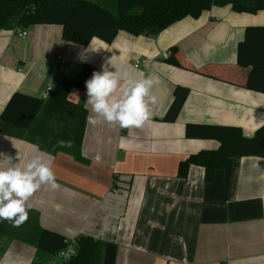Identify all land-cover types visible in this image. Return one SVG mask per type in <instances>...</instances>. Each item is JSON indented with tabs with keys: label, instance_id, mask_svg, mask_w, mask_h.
Instances as JSON below:
<instances>
[{
	"label": "crops",
	"instance_id": "crops-1",
	"mask_svg": "<svg viewBox=\"0 0 264 264\" xmlns=\"http://www.w3.org/2000/svg\"><path fill=\"white\" fill-rule=\"evenodd\" d=\"M248 25H264V10L212 5L156 34L120 30L110 43L66 41L58 23L0 28V112L13 92L42 97L65 71L77 77L70 69L75 64L100 71L111 56L136 78L148 72L159 77L153 88L157 103L141 126H93L86 119L80 160L43 145L42 150L27 133H0V167L9 166L7 156L18 154L23 164L43 154L59 184L55 190L42 185L32 195L27 221L66 240L82 234L114 241L115 264H264V158L229 157L211 183L195 165L186 177L177 175L180 160L219 145L186 137L187 123L234 125L250 136L264 122V67L236 64V46ZM20 30L24 37L15 33ZM170 47L183 67L160 56ZM56 56L65 62L63 72ZM135 60L145 62L135 67ZM176 86L188 94L176 119L167 122L163 116ZM67 97L91 114L86 87L71 88ZM52 138H43L51 149L57 140ZM20 227L0 221V264H49L51 258L40 261L35 246L16 238Z\"/></svg>",
	"mask_w": 264,
	"mask_h": 264
},
{
	"label": "trees",
	"instance_id": "trees-1",
	"mask_svg": "<svg viewBox=\"0 0 264 264\" xmlns=\"http://www.w3.org/2000/svg\"><path fill=\"white\" fill-rule=\"evenodd\" d=\"M212 5H230L236 12L264 10V0H114L112 8L94 0H0V28L58 23L66 41L86 44L92 38H98L110 43L120 30L134 36L142 35L148 29L159 32L185 16L197 18ZM168 50L170 54L164 60L183 67L177 49L170 47ZM236 64L264 67V25L245 27L236 46ZM70 69H76L78 76H70V71H65L45 99L21 91L13 92L0 112V133H27V140L42 150L43 145L49 151L68 152L80 160L87 111L82 104L70 102L67 96L71 88L84 89L95 69L87 64H75ZM187 94L186 87L174 88L164 121L176 119ZM184 133L189 138L217 140L219 145L214 149H200L180 160L177 169L180 177H186L189 167L195 165L203 168L204 182L211 183L216 171L226 166L229 157L264 158V122L250 136L244 135L238 126L219 124L187 123ZM47 136L57 138L54 141L56 149H51L52 146L44 141ZM61 141H71L72 146L60 147ZM19 230L22 235H15L16 238L35 246L37 258L39 255L43 262L66 245L63 235L36 223L27 221ZM75 246L76 254L61 264H115L117 245L114 241L80 234L75 238Z\"/></svg>",
	"mask_w": 264,
	"mask_h": 264
},
{
	"label": "clouds",
	"instance_id": "clouds-1",
	"mask_svg": "<svg viewBox=\"0 0 264 264\" xmlns=\"http://www.w3.org/2000/svg\"><path fill=\"white\" fill-rule=\"evenodd\" d=\"M158 84L156 74L148 72L136 78L129 68L113 63L112 56L109 57L101 70L94 71L85 82L86 105L91 106L87 122L93 126L102 122L118 123L121 127L141 126L150 117V105L157 103L153 88ZM71 146V141L60 142V147ZM7 159L9 166L0 167V221L20 227L29 218L32 195L42 185L55 190L59 184L43 154L23 164L18 163V154Z\"/></svg>",
	"mask_w": 264,
	"mask_h": 264
},
{
	"label": "built area",
	"instance_id": "built-area-1",
	"mask_svg": "<svg viewBox=\"0 0 264 264\" xmlns=\"http://www.w3.org/2000/svg\"><path fill=\"white\" fill-rule=\"evenodd\" d=\"M15 33L19 37H24L26 35L25 30L15 31ZM169 54H170V51L165 50V51L161 52L160 56L162 58H166ZM54 62L58 64L59 72H63L65 70V62L61 56H56ZM144 62H145L144 60H135L134 66L139 67ZM52 88H53L52 84L46 85L44 91L42 92V98L43 99H45L49 95ZM65 243H66L65 247L62 248L61 250H59L53 257H51V259L49 260V264H56L57 263L56 259L54 258L55 256L57 258H59V260H60L59 263L61 264V262L70 260L76 254L77 249L75 246V240H65ZM66 256L69 258L65 259Z\"/></svg>",
	"mask_w": 264,
	"mask_h": 264
},
{
	"label": "rangeland",
	"instance_id": "rangeland-1",
	"mask_svg": "<svg viewBox=\"0 0 264 264\" xmlns=\"http://www.w3.org/2000/svg\"><path fill=\"white\" fill-rule=\"evenodd\" d=\"M97 1V0H96ZM99 3H100V5H102V6H108V7H110V8H112V5H114V2L113 3H111V1L110 0H107V1H105V2H100L99 1ZM29 219H32V217H30ZM28 231H29V229L27 228V227H25ZM17 235H22V231H21V233H20V231H18L17 233H16ZM55 259H56V261H57V263H59L60 262V260H59V258H57L56 256L54 257Z\"/></svg>",
	"mask_w": 264,
	"mask_h": 264
},
{
	"label": "water",
	"instance_id": "water-1",
	"mask_svg": "<svg viewBox=\"0 0 264 264\" xmlns=\"http://www.w3.org/2000/svg\"><path fill=\"white\" fill-rule=\"evenodd\" d=\"M156 33L157 31L154 29H148V30H145L144 32L145 35L156 34Z\"/></svg>",
	"mask_w": 264,
	"mask_h": 264
}]
</instances>
